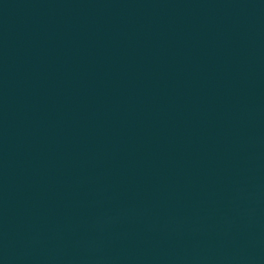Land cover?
<instances>
[{
	"label": "water",
	"instance_id": "water-1",
	"mask_svg": "<svg viewBox=\"0 0 264 264\" xmlns=\"http://www.w3.org/2000/svg\"><path fill=\"white\" fill-rule=\"evenodd\" d=\"M0 264H264V0H0Z\"/></svg>",
	"mask_w": 264,
	"mask_h": 264
}]
</instances>
